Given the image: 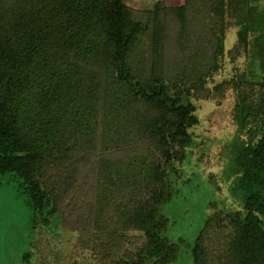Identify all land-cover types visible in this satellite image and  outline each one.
<instances>
[{
    "label": "trees",
    "instance_id": "1",
    "mask_svg": "<svg viewBox=\"0 0 264 264\" xmlns=\"http://www.w3.org/2000/svg\"><path fill=\"white\" fill-rule=\"evenodd\" d=\"M258 2L156 1L137 10L123 0H0V175H13L39 234L68 225L102 264L175 260L162 209L196 145L191 100L209 95L203 83L233 16L253 68L233 88L244 131L223 171L240 209L209 200L189 254L191 264H264Z\"/></svg>",
    "mask_w": 264,
    "mask_h": 264
},
{
    "label": "rangeland",
    "instance_id": "2",
    "mask_svg": "<svg viewBox=\"0 0 264 264\" xmlns=\"http://www.w3.org/2000/svg\"><path fill=\"white\" fill-rule=\"evenodd\" d=\"M137 10L151 9L154 2L175 6L182 0H123ZM264 4V0H259ZM258 2V3H259ZM235 19L226 18L223 52L217 68L206 77L204 99H192L198 124L192 128L196 145L186 151L178 166L177 194L163 206L168 219L166 237L177 244L176 258L170 264H191L189 249L201 228L206 205L212 200L219 210H239L230 195L229 182L223 177L231 146L241 137L236 120L234 85L251 74L250 58L242 44L237 45ZM252 36L249 35L248 39ZM236 44V48L234 45ZM249 80V79H248ZM75 188L84 178L80 173ZM135 234V233H134ZM84 237L68 225H58L56 233L32 226L31 212L12 174L0 175V264H102L84 246ZM179 240V241H178Z\"/></svg>",
    "mask_w": 264,
    "mask_h": 264
}]
</instances>
